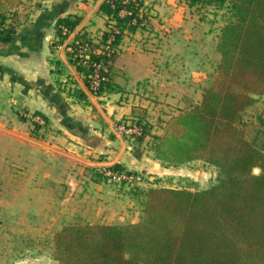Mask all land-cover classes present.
Here are the masks:
<instances>
[{
  "label": "rangeland",
  "instance_id": "obj_1",
  "mask_svg": "<svg viewBox=\"0 0 264 264\" xmlns=\"http://www.w3.org/2000/svg\"><path fill=\"white\" fill-rule=\"evenodd\" d=\"M60 1L64 0L55 3L49 0H0V27L17 25L30 18L31 14H36L43 5L54 6ZM163 1L167 8L175 9L164 14L166 24H174L172 26L175 27H166L164 32L159 33L152 30L154 26L158 27L155 21L148 23L144 19L136 24L133 19L130 24H135L133 28H129V23L125 25L126 32L134 31L133 38L135 35L140 42L148 40L142 42L144 47L140 43L135 51L142 58L147 51V56L154 60L151 62L154 71L151 78L139 77L129 82L122 79L117 72L120 66L128 68L129 64L131 67L135 64L126 59L127 56L112 62L116 57V46L111 49L113 54L102 57L106 60L103 61L104 70L116 94L111 95L109 101L100 99L98 109H79L80 120L77 115H72L70 120L71 123L78 120L85 122L84 136L92 137L85 140L79 136L78 130L73 132L71 128L74 126L70 125L71 128L65 131L73 136V142L61 140L50 142V145L43 143L41 139H46L50 134L60 136V128L50 124V118L26 112L22 114L29 120L23 130L30 133L35 131L33 135H41L42 138H37V143L33 142L31 146L13 145L9 140L6 143L0 139V264H58L50 254L49 241L63 226L136 220L141 216L145 191L149 188L198 191L208 189L216 182L219 172L213 164L202 158L174 161L164 158L161 155L163 152L160 153L162 158H157L155 147L170 119L200 103L202 92L211 81L220 59L215 46L219 29L226 19L225 13L200 2L190 5L186 0ZM122 11H119L120 15ZM113 22L108 18L110 29L118 33ZM77 43L78 40L74 42ZM98 44L97 51L101 53L105 46L103 49L102 43ZM73 50L72 60L76 62ZM125 50L132 52L128 46H125ZM108 64L116 68L111 70L113 77L110 76ZM82 67L86 71V67ZM83 79L87 85L85 75ZM126 85L127 89L131 88L130 93L124 95L123 92H116ZM255 98L251 105L240 112L237 124L244 139L264 153V94ZM120 106L122 111L118 110ZM119 114L122 116L116 117ZM104 121L117 127L115 130L120 134L121 141L110 143L115 149L114 159L120 157L119 164L123 168L139 175L141 180L138 182L109 181L104 170L99 169L96 163L92 164L100 157L94 150H107L106 143L101 144L98 135H92L99 132L100 135L110 136L102 128ZM130 125L140 128V134L131 135L122 131V127ZM62 151L65 153H59ZM124 155L127 157L121 158ZM144 157H148L146 162H154L149 174L142 169L141 160ZM254 169L259 172L257 167ZM70 179L73 182L67 185Z\"/></svg>",
  "mask_w": 264,
  "mask_h": 264
},
{
  "label": "trees",
  "instance_id": "obj_2",
  "mask_svg": "<svg viewBox=\"0 0 264 264\" xmlns=\"http://www.w3.org/2000/svg\"><path fill=\"white\" fill-rule=\"evenodd\" d=\"M186 1L224 11L215 46L220 59L200 103L166 124L156 157L162 158L163 152L174 161L202 158L217 167L219 176L204 190L147 189L136 220L63 226L49 241L58 264H264V153L244 139L237 124L240 112L264 94V0ZM140 4L141 0L102 2L100 9L114 20L118 32H105L103 49L110 38L109 47L117 45L127 23L133 28L140 22ZM62 12L56 9L55 29H65L64 37L78 19L59 17ZM13 32L12 26L0 27V43H11ZM77 40L71 49L88 86L91 62H105L113 52L96 54L88 38ZM79 44L92 49L87 62L78 56ZM103 73L106 79L92 92L95 95L113 91ZM110 169L131 172L120 164Z\"/></svg>",
  "mask_w": 264,
  "mask_h": 264
},
{
  "label": "crops",
  "instance_id": "obj_3",
  "mask_svg": "<svg viewBox=\"0 0 264 264\" xmlns=\"http://www.w3.org/2000/svg\"><path fill=\"white\" fill-rule=\"evenodd\" d=\"M49 1L55 3L58 0ZM64 1L57 2L54 6L52 4L43 5L36 14H31L30 18L17 25L13 24L14 32L11 43H0V139L6 141V143L9 140L13 145L31 146L33 142L37 143V138H42L41 135H33L35 131L30 133L23 130L29 120L22 114L26 112L35 113V115L42 116L41 118H50V124H56L60 128L62 132L60 136L56 137L50 134L46 139H41L42 142L44 141L43 143L49 144L50 142H61V140L73 142V136L65 131V129L71 128L70 125L74 124L70 121L72 115H77L80 120L79 109L85 107L98 109L99 104L97 102L100 99L109 101L111 95L116 94L113 91H104L101 95L91 93L81 71L77 69L75 59L72 60L73 54L70 49L78 38L84 37L92 43L93 49H95L93 53H98L97 47L100 45L98 42L102 43L101 37L111 28V25L108 24V16L100 9V5L104 0ZM148 3L152 6H146ZM51 6L53 9H51ZM58 8L63 11L58 15L59 17H68L69 19L76 17L78 19L77 23L71 30L67 31L64 37L62 34H64L65 29L61 33L55 29L57 19L55 12ZM174 11L175 9L167 8L163 0H145L144 4L141 0L137 15H140L145 22L155 21L158 27L154 26L152 30L160 33L161 31L164 32L163 29H166V27H175L172 26L174 24L168 25L164 21V14ZM122 33L117 45H115L116 53L114 56L116 57L112 62L127 56L126 59L134 61L133 65H135L131 67L129 64L128 68L125 66L118 67L121 71H117L120 77L128 80L127 82L139 77L151 78L150 76L154 72L152 71L153 64L151 62L154 60H152V57L147 56V51L144 52L143 58L137 50L135 51L140 43L144 47L145 45H142V42L148 40L140 42L135 35L133 38L134 31L126 32L124 29ZM125 46L130 47L132 52L126 51ZM136 62H138V65ZM139 65H142V67L139 68ZM107 68L110 70V76L113 77L114 74L112 75L111 70L116 68L113 69L111 64H108ZM113 81L115 82V80ZM130 89H127L126 85L125 88L123 86L120 88L121 91L116 92L118 94L123 92L126 95L130 93ZM102 95L103 97H101ZM122 109V106L118 108L121 111ZM120 116L122 115L119 114L116 117ZM79 120L75 122L76 125L71 130H78L79 136L88 140L92 136H84L85 122H79ZM104 122H102V128L107 130L110 136L100 135L96 130L97 134H92L98 135L100 138L98 142L101 144L106 143V151L94 150L97 151L100 157L96 162L92 161V164L96 163V165H99V167H96L102 170L111 168L113 164L121 163L119 161L120 157L117 160L114 159L115 149L110 144L116 140L121 141L120 134L115 130L117 127L115 128L109 122ZM49 145H46V147L50 148ZM50 153L53 155L52 151ZM59 153L64 154L65 152ZM105 153L110 154L108 156L103 155ZM125 156L121 158H125ZM147 159L148 157H144L141 160L143 162L142 169L149 174V169L154 162H146ZM128 167L131 166L128 165ZM72 182L70 179L67 185H71Z\"/></svg>",
  "mask_w": 264,
  "mask_h": 264
},
{
  "label": "built area",
  "instance_id": "obj_4",
  "mask_svg": "<svg viewBox=\"0 0 264 264\" xmlns=\"http://www.w3.org/2000/svg\"><path fill=\"white\" fill-rule=\"evenodd\" d=\"M122 14L124 12L122 11ZM116 33V31L114 32ZM112 38L108 39V42H106L105 50H107V55H109L112 52V48L109 47V44L111 42ZM78 44V43H77ZM78 56L82 58V61H86L89 59V47L86 44H79L77 48ZM87 62V61H86ZM92 72L88 74V88L91 92H95L98 88L100 83L106 79L103 72L104 70V64L102 61H92ZM122 131L126 134H140V128L134 125L127 126L126 128L122 127ZM104 174L107 177L109 181L112 182H138L141 180L139 175L132 174L131 172H120V171H114L110 168L104 169Z\"/></svg>",
  "mask_w": 264,
  "mask_h": 264
},
{
  "label": "water",
  "instance_id": "obj_5",
  "mask_svg": "<svg viewBox=\"0 0 264 264\" xmlns=\"http://www.w3.org/2000/svg\"><path fill=\"white\" fill-rule=\"evenodd\" d=\"M253 172H254V173H257V169H253Z\"/></svg>",
  "mask_w": 264,
  "mask_h": 264
}]
</instances>
